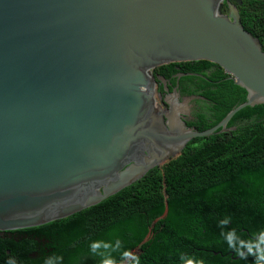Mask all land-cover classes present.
I'll use <instances>...</instances> for the list:
<instances>
[{
    "label": "water",
    "instance_id": "1",
    "mask_svg": "<svg viewBox=\"0 0 264 264\" xmlns=\"http://www.w3.org/2000/svg\"><path fill=\"white\" fill-rule=\"evenodd\" d=\"M241 3L0 0V231L94 206L192 139L236 130L228 124L238 111L264 104V49L244 27ZM197 60L247 90L203 131L183 114L207 97L181 100L167 85L163 97L156 84L167 80L154 74Z\"/></svg>",
    "mask_w": 264,
    "mask_h": 264
},
{
    "label": "trees",
    "instance_id": "2",
    "mask_svg": "<svg viewBox=\"0 0 264 264\" xmlns=\"http://www.w3.org/2000/svg\"><path fill=\"white\" fill-rule=\"evenodd\" d=\"M238 8L264 49V0H242ZM175 72L203 75L183 77L192 84L185 95L208 99L199 101L197 122H187L199 131L247 98V90L211 61L154 69L165 79ZM228 126L237 129L192 139L94 206L0 231V264H264V104L238 111Z\"/></svg>",
    "mask_w": 264,
    "mask_h": 264
},
{
    "label": "flooded vegetation",
    "instance_id": "3",
    "mask_svg": "<svg viewBox=\"0 0 264 264\" xmlns=\"http://www.w3.org/2000/svg\"><path fill=\"white\" fill-rule=\"evenodd\" d=\"M182 73V72H179ZM179 73H173L171 77H168V79H166V83H162V82H157L156 84V91L159 94H162L163 97H166L167 92L165 91V86L167 85L170 89V91H173L175 88L177 89V92L180 95V99L182 100V98L187 97V96H192V95H185V91L190 90L191 87V83L190 81L186 80V78L183 77H187V76H178ZM158 75V74H157ZM199 101H203V100H192L190 102V110L189 113L187 114H183V118L187 121V122H197V118L199 116L200 113L203 112V104ZM162 103L164 101H161ZM167 105L165 104V107ZM256 252H259V250H257Z\"/></svg>",
    "mask_w": 264,
    "mask_h": 264
},
{
    "label": "rangeland",
    "instance_id": "4",
    "mask_svg": "<svg viewBox=\"0 0 264 264\" xmlns=\"http://www.w3.org/2000/svg\"><path fill=\"white\" fill-rule=\"evenodd\" d=\"M165 162V161H164ZM137 253V251H135V252H133V254H136Z\"/></svg>",
    "mask_w": 264,
    "mask_h": 264
}]
</instances>
